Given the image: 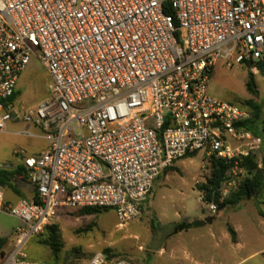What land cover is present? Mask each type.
<instances>
[{"label": "built area", "instance_id": "built-area-1", "mask_svg": "<svg viewBox=\"0 0 264 264\" xmlns=\"http://www.w3.org/2000/svg\"><path fill=\"white\" fill-rule=\"evenodd\" d=\"M34 58L51 77L50 94L18 108ZM221 61L252 71L264 61V0H0V132L21 120L25 135L34 127L48 142L22 158L32 199L12 201L0 185V215L22 223L0 264H53L30 259L25 246L60 208L135 222L162 172L193 154L231 166L228 178L244 172L240 159L264 140L239 129L250 108L210 94ZM85 264L136 263L97 253Z\"/></svg>", "mask_w": 264, "mask_h": 264}, {"label": "rangeland", "instance_id": "rangeland-1", "mask_svg": "<svg viewBox=\"0 0 264 264\" xmlns=\"http://www.w3.org/2000/svg\"><path fill=\"white\" fill-rule=\"evenodd\" d=\"M249 73L255 75L257 95L246 89ZM51 84L47 70L38 59H32L18 83V108L28 109L45 100ZM209 91L218 99L239 104L254 100L264 107V72L258 68L252 71L249 65L228 68L221 61L214 70ZM24 129L23 122L17 120L8 124L7 131L0 132V169H12L22 164L23 156L38 155L47 148L48 142L37 128L30 129L34 137L25 135ZM253 156L264 169V151ZM209 160L204 152H199L164 170L142 204L139 218L124 227L118 226L113 210L82 215L80 210L60 208L55 223L61 234L58 252L42 244L47 238L45 233L26 244L28 257L53 264H85L97 253L106 262L123 258L136 264H210L212 260L223 264H264V188L235 208L212 213L196 189L210 175ZM230 177L243 181L249 174L237 171ZM15 182L29 199L33 187L21 179ZM225 188L229 194L236 190L224 184ZM6 197L18 199L8 188ZM21 225L14 217L0 215V236L7 239L5 250L13 246L14 230ZM229 227L237 232V243L233 242Z\"/></svg>", "mask_w": 264, "mask_h": 264}, {"label": "trees", "instance_id": "trees-1", "mask_svg": "<svg viewBox=\"0 0 264 264\" xmlns=\"http://www.w3.org/2000/svg\"><path fill=\"white\" fill-rule=\"evenodd\" d=\"M171 14V11H167ZM257 67L261 72H264V61L257 63ZM246 89L252 95H257V84L255 75L249 73ZM19 91L16 97L19 96ZM243 106L250 108L253 112V119L239 125V129L250 132L255 137H261L264 140V107L255 102L248 100ZM264 151V145L263 149ZM195 155V154H193ZM192 156V155H191ZM239 167L249 174L237 189L230 193L227 197H223V187L225 181L228 179V173L231 166L225 164L223 161L211 158L209 160L210 175L207 176L204 183L198 184L196 189L201 194V199L205 204L214 203L217 205L218 210L226 209L228 207H237L245 200L254 198L264 188V169L260 168L259 163L253 155L243 157L239 161ZM17 179L28 182L25 169L22 164L12 169H0V185L11 189L19 197H23L19 187L15 184ZM97 209H83L80 210L82 215H90ZM201 224L197 222V225ZM229 232L233 241L236 240V234L233 228L229 227ZM47 233V238L42 241V244L49 246L54 253H57L61 244V234L59 227L56 224L50 225L46 228L43 234ZM42 234V235H43ZM7 239H0V255H5V246Z\"/></svg>", "mask_w": 264, "mask_h": 264}, {"label": "crops", "instance_id": "crops-1", "mask_svg": "<svg viewBox=\"0 0 264 264\" xmlns=\"http://www.w3.org/2000/svg\"><path fill=\"white\" fill-rule=\"evenodd\" d=\"M35 155V154H34ZM28 185H30L29 183H28ZM31 186V185H30ZM20 189V191H21V193L24 195L25 194V197L23 196V197H19L18 195H16L15 193V195L17 196V198L18 199H27V197H26V193H25V191H24V189L23 188H19ZM34 197V191H33V194L31 195V197L28 199V200H30V199H32ZM17 199V200H18ZM235 231V230H234ZM235 234H236V240L235 241H233L234 243H237L238 241H237V232L235 231ZM258 254V252L257 253H254L253 255H251L250 257H252V256H256ZM249 257V258H250ZM246 260V259H245ZM245 260H243V261H245ZM195 264H207V263H204V262H196ZM210 264H223V263H221V262H217V261H214V260H212L211 262H210Z\"/></svg>", "mask_w": 264, "mask_h": 264}]
</instances>
